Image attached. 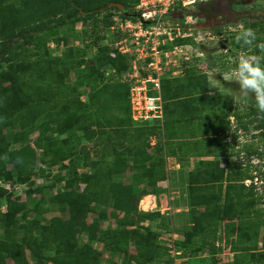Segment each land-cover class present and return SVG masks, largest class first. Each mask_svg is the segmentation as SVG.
<instances>
[{
	"label": "rangeland",
	"instance_id": "obj_1",
	"mask_svg": "<svg viewBox=\"0 0 264 264\" xmlns=\"http://www.w3.org/2000/svg\"><path fill=\"white\" fill-rule=\"evenodd\" d=\"M72 6L74 4L69 3L67 9L72 10ZM119 10L112 8L95 14L92 17L95 24L85 25L82 23L84 15H80L64 25L32 33L28 41L18 42L17 38L10 37L0 43L1 85L10 91V81L5 75H14L21 102L38 107L40 115L32 127L5 128L0 138L8 150L17 151L25 145L34 149V167L26 178L16 174L13 164H3L4 171H10L17 181L14 190V184L10 183L13 179L0 170V187L12 192L11 197L24 204L23 212L13 221L12 226L18 230L15 240L24 236L27 227L31 229L30 237L39 236L38 223L45 224L54 216L69 219V206L59 196L69 190L66 183L73 178L85 181V175L95 177L92 174L94 162L99 164L100 177L91 178V186L105 195L88 197L83 205L88 207L84 221L87 225H96L93 232L119 228L124 212L112 208L107 189L109 174L103 162L122 160L125 156L119 153L126 152L127 147L133 153L126 157L128 166L110 177L130 189L136 211L132 217L140 213L156 214L144 220V224L128 227L134 230L138 226L145 237L143 243L153 240L154 255L127 262L129 251L135 249L132 242L123 254L111 252L103 242L92 240V246L99 253L101 248L111 253L99 258L98 264H166L167 251L163 247L166 248L164 241L169 231L183 236V241L176 244L185 257L181 264H264V134L260 136L254 133L256 127L246 125L249 119L260 118L256 117L254 96L245 98L238 84L223 78L235 68L241 54H260L257 45L264 43V0H197L184 9L176 6L173 17L196 15L202 28L220 36L208 42L210 45L202 58L210 64L209 72L198 69L197 63L202 61L190 62L184 66L181 77L164 80L170 82V89L178 85L180 101L167 99L164 102L165 146L162 143L153 148L148 144V134H161L158 127L133 128L130 123L124 99V86L129 79L127 70L111 72L112 68H103V55L114 53L111 38L119 32L110 27ZM98 19L109 26L104 28L103 23H97ZM249 27L257 35L251 47L235 41V36ZM8 43L12 45L11 52L6 50ZM21 43H28L30 48L37 43L45 44L51 59L55 56L74 58L62 59L51 66L58 72L68 70L63 80L65 85L55 86L48 93L39 89L40 79L32 80L30 74L37 66L36 57L24 58ZM222 44H226L229 51H224ZM77 60L82 65L71 68L70 63ZM106 72H110L109 75ZM100 73L104 74L101 79ZM86 82L96 85L88 86ZM75 99L87 108L80 119L82 132L59 134L56 123H50L41 135L44 149L36 148L34 142L39 136L40 122L55 116L66 101ZM183 102L187 105L188 119L181 117L184 112L178 107ZM73 107L71 103L69 108ZM102 130L107 133L98 135ZM113 137L118 140L115 144L111 143ZM100 138L104 140L99 141ZM53 148L57 152L56 162L51 159ZM66 154L71 157L61 159ZM254 177L262 183L250 192L244 182ZM85 185L82 182L77 190L82 191ZM227 194L229 200L225 197ZM3 199L0 197V220L6 211V205L1 204ZM113 211L116 217L111 215ZM100 212L104 217H100ZM0 238H4L1 225ZM75 241L78 246L91 242L86 232L75 234ZM54 249L43 251L47 264ZM24 251L28 261H35L28 249ZM6 262L18 264L10 257Z\"/></svg>",
	"mask_w": 264,
	"mask_h": 264
},
{
	"label": "trees",
	"instance_id": "obj_2",
	"mask_svg": "<svg viewBox=\"0 0 264 264\" xmlns=\"http://www.w3.org/2000/svg\"><path fill=\"white\" fill-rule=\"evenodd\" d=\"M138 1L139 0H0V43L10 37L17 38L18 42L22 39L28 41L27 39L32 33H39L52 27L64 25L68 20H74L80 15H84L82 23L85 25L95 24V21H93L92 18L95 14L112 8H117L115 7V4H121L125 10L134 12V6ZM69 3L74 4L72 10L67 9ZM121 15L125 16L123 11ZM45 20V23H40ZM97 23H103L104 28L109 26L101 19H98ZM122 36V33H116L111 38V42L119 40ZM28 43H26V45L21 43V48L24 49V58L29 59L31 57H36L35 60L37 66L31 70L33 72L30 74L32 80H35L37 77L40 79L41 85L38 88L48 93L49 91H52L55 86L65 85L63 80L64 78H67L68 70L65 72H58L57 70H52L51 66L53 63H58L67 56H64V58L62 56H55V58L51 59L45 50V44L37 43L34 44L33 48H30ZM11 47L12 45L8 43L6 50L11 52ZM42 48L43 51L40 52ZM69 51H71V48ZM113 51V54L106 53L103 55V68L105 69V67L108 66L114 69L115 72L127 70L129 65L127 57L116 50ZM66 59L74 60V58L70 56ZM80 65L82 64L79 60L70 63L71 68H78ZM27 71L25 73H27ZM102 75L104 74L100 73V79L102 78ZM5 76L10 81L11 90H7V88L0 83V104L2 106L0 113H3L0 114V138L3 136V129H26L32 127L40 117V115L37 114L38 107H35L34 105H24L21 102V96L18 90H16V86H14L16 84L15 76L10 75L9 73ZM162 81L161 97H163V100L178 99V93L180 91L178 85L170 89V82ZM86 84H88V86L96 85H91L90 82H86ZM124 88L126 91L124 99L127 101L129 114V84H126ZM71 103L74 104L72 109L69 108ZM184 104L186 103L183 102V105ZM86 111L87 108L83 106L78 99L66 101L64 106L60 108L55 116H50L47 120L40 122L38 126L39 136H37L34 142L35 147L42 150L44 149V145L41 143V135L44 134V131L46 130L45 127H48V125L53 122L56 123L55 129L59 134L82 132L83 125L81 124L80 119ZM130 123H132L131 119ZM263 126V123L257 125V127ZM132 127L139 128L135 126ZM157 127L160 129V126ZM105 133L107 132H103L102 130V132L97 134L102 135ZM154 134L156 133L152 132L148 134V138ZM115 142H118V140H115ZM115 142L112 141L111 143L115 144ZM125 149H127L126 152H122L123 154L119 153V155L125 156L122 160H112L110 163L103 162V165L107 167L106 171L109 174V177H107V189L108 194H110L112 199V208L113 210L124 212L121 219L122 224L120 223V227L115 228L114 230L108 228L103 232H93L96 225H87L84 221L88 207L83 205L86 200L89 199L88 197H96L99 194L105 195V193L99 192V190L94 189L91 186V178L100 177L98 175L100 171L98 163L94 162L92 164V174H94L95 177H89L91 174L85 175V181L73 178L69 184L66 183L69 190L65 192L63 196H59V198L61 197L65 200L69 206V219L62 220L60 217L54 216L45 224L38 223L41 231L39 236L30 237L29 233L31 229L27 227L24 236H22L20 240H15L16 232L18 230L12 225L16 215L23 212L24 204L18 202L16 197L12 198V192L0 187V197H4L1 204L6 205V211L1 215L2 219L0 220V225L4 231V238H0V264H7L6 258L8 257L13 258L18 264H47L44 259L43 251L50 247L56 249H54L49 264H98L97 262L101 254L93 248L92 240L103 242L111 252H119L123 254H126L128 244L132 242L135 249L129 251V256L126 260L127 262L135 259L138 261L148 259L149 256L154 255L153 240L148 239L143 243L145 237L144 234L140 233L141 231L138 229V226H135L134 230H132L133 228L129 229L128 227L140 224L146 219H152L156 214L140 213L139 215L137 214L135 218L132 217V215H135L136 211L133 207V196L130 189L127 188V186H124L125 184L123 185L112 181L110 177L114 173L124 171L128 166L126 164V157L133 156V153L128 150L129 148L126 147ZM50 153L52 162L58 161L55 148L51 149ZM33 155L34 149L30 145H25L17 151L8 150L6 143H3L0 140V170H3V173L7 178L13 179L11 180L12 182H10L11 184L15 185L17 181L13 178L10 171H4L3 164L8 162L13 164L16 174L26 178L27 175H30L32 167H34L32 162ZM70 157L69 154H66L63 155L61 159L64 160ZM82 182L86 185L82 191H79L77 190V187L80 186ZM248 188L250 189V192H252L255 185L253 184ZM225 197L227 200L230 199L229 194ZM101 213L102 212H100V214ZM78 215L79 217L77 218ZM111 215L116 217V212L113 211ZM100 217H104L103 214H101ZM83 232L87 233L88 240L91 242H86L85 244L78 246L75 241V234ZM131 233H133V235ZM149 234L150 233H147L146 235ZM153 235L154 234H152V236ZM37 237H39V239ZM26 249H28L31 256L35 258V261L30 262L26 259L24 251ZM163 249L165 252L167 251V248L163 247ZM131 255H135L136 257L133 256L132 259ZM167 258L168 255L165 262L168 261Z\"/></svg>",
	"mask_w": 264,
	"mask_h": 264
},
{
	"label": "built area",
	"instance_id": "obj_3",
	"mask_svg": "<svg viewBox=\"0 0 264 264\" xmlns=\"http://www.w3.org/2000/svg\"><path fill=\"white\" fill-rule=\"evenodd\" d=\"M196 1L139 0L133 11L140 14V18L122 16V10L117 11L110 28L123 36L112 41L110 47L128 59L129 115L134 125L153 121L162 125L164 101L161 88L167 75L182 73L186 63L198 61H202L197 63L198 69L209 72L211 66L202 58L210 45L208 42L220 35L202 28L196 15L173 17L176 6L184 9ZM223 50L228 51V48ZM258 183L262 180L257 177L244 182L247 187ZM12 187L14 190L16 186ZM168 234L164 241L168 255L166 264H181L185 257L176 245L180 242L179 234L171 231Z\"/></svg>",
	"mask_w": 264,
	"mask_h": 264
},
{
	"label": "clouds",
	"instance_id": "obj_4",
	"mask_svg": "<svg viewBox=\"0 0 264 264\" xmlns=\"http://www.w3.org/2000/svg\"><path fill=\"white\" fill-rule=\"evenodd\" d=\"M256 40V32L250 27L235 36L237 43L247 47H251ZM257 49L260 54H241L235 68L223 78L238 84L245 98L254 96L258 113L264 115V43L257 45Z\"/></svg>",
	"mask_w": 264,
	"mask_h": 264
},
{
	"label": "crops",
	"instance_id": "obj_5",
	"mask_svg": "<svg viewBox=\"0 0 264 264\" xmlns=\"http://www.w3.org/2000/svg\"><path fill=\"white\" fill-rule=\"evenodd\" d=\"M182 76V73H177V75H175V76H171V75H167L163 80H165V79H176V78H178V77H181ZM163 82V81H162ZM172 100H174V101H176L177 99H169V101H172ZM165 103H166V100H163ZM168 101V102H169ZM178 101H180L179 99H178ZM164 104V103H163ZM179 104V103H178ZM181 105V104H180ZM178 105V107H180L179 109H181L183 112H184V115L183 116H181L183 119H185V118H187L188 119V114H186L185 115V113H186V107H187V105L186 104H184V105ZM164 107V106H163ZM131 125L132 126H135V127H142V126H149V127H155V126H160V132H161V134H159V133H157V134H154V135H151L149 138H148V144L150 145V147L151 148H153V146H158V145H160V144H162L163 143V146H165V139H164V124L162 123V125H159V122L157 123V122H149V123H145V124H142V125H139V126H137V125H134L133 123H131ZM112 136H114L113 134H112ZM104 139L102 138H100L99 139V141H103ZM115 142V137H113L112 139H111V142ZM230 142V141H229ZM113 148V147H112ZM40 149V148H39ZM42 150V149H41ZM174 157V156H173ZM166 159H169L168 157L166 158ZM175 211H177L178 212V210H175ZM186 214H188V213H186ZM182 215H184V214H182ZM144 224L145 222H141V224ZM179 239H180V241H183V236L182 235H179ZM99 244H101V245H103L102 243H99ZM104 246V245H103ZM94 248V247H93ZM99 251H100V253H101V257H100V259L103 257V255H105V256H107V255H111V253L110 252H108V251H103L102 250V248L101 249H99Z\"/></svg>",
	"mask_w": 264,
	"mask_h": 264
},
{
	"label": "flooded vegetation",
	"instance_id": "obj_6",
	"mask_svg": "<svg viewBox=\"0 0 264 264\" xmlns=\"http://www.w3.org/2000/svg\"><path fill=\"white\" fill-rule=\"evenodd\" d=\"M226 48H228V51H229V47H227L226 45ZM223 49V48H222ZM259 116V120L255 121L253 119H249L248 122H247V126H251L252 128L256 127L254 133H260V136H262L264 134V126L263 127H257V125H259L260 123H263L264 124V115H261L258 113V115H256V117ZM254 117V116H252ZM255 118V117H254ZM231 141V140H230ZM252 157V156H251ZM254 163V162H253ZM261 166V165H260ZM264 168V166L262 167ZM255 178V177H254ZM258 178V177H257Z\"/></svg>",
	"mask_w": 264,
	"mask_h": 264
},
{
	"label": "water",
	"instance_id": "obj_7",
	"mask_svg": "<svg viewBox=\"0 0 264 264\" xmlns=\"http://www.w3.org/2000/svg\"><path fill=\"white\" fill-rule=\"evenodd\" d=\"M115 6L117 8H119L120 10H122L123 11V14L125 16H127V17H137V18H140V14H138L137 12H129V11L125 10L121 4H115ZM221 48L225 49L226 48V44H222V47Z\"/></svg>",
	"mask_w": 264,
	"mask_h": 264
}]
</instances>
